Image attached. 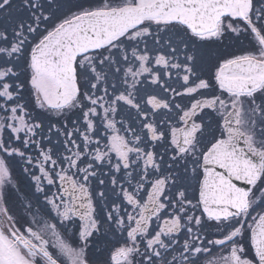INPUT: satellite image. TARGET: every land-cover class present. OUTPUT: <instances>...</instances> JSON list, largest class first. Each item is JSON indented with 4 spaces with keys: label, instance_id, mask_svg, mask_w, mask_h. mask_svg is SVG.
<instances>
[{
    "label": "snow or ice",
    "instance_id": "6c2138e0",
    "mask_svg": "<svg viewBox=\"0 0 264 264\" xmlns=\"http://www.w3.org/2000/svg\"><path fill=\"white\" fill-rule=\"evenodd\" d=\"M0 264H264V0H0Z\"/></svg>",
    "mask_w": 264,
    "mask_h": 264
},
{
    "label": "flooded vegetation",
    "instance_id": "af4514ba",
    "mask_svg": "<svg viewBox=\"0 0 264 264\" xmlns=\"http://www.w3.org/2000/svg\"><path fill=\"white\" fill-rule=\"evenodd\" d=\"M107 169H105V171H106ZM219 254V249L218 248H214L213 250H212V256H216V255H218ZM212 256H207L206 258L207 259H211L212 258Z\"/></svg>",
    "mask_w": 264,
    "mask_h": 264
}]
</instances>
